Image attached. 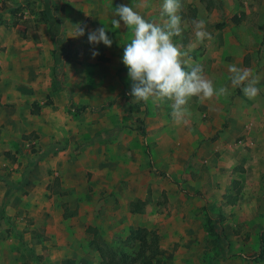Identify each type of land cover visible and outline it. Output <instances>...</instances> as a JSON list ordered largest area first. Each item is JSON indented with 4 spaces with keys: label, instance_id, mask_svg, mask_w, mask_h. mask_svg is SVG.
<instances>
[{
    "label": "rangeland",
    "instance_id": "rangeland-1",
    "mask_svg": "<svg viewBox=\"0 0 264 264\" xmlns=\"http://www.w3.org/2000/svg\"><path fill=\"white\" fill-rule=\"evenodd\" d=\"M57 1L64 4L61 20L72 23L68 26L71 51L62 76L65 89L54 85L44 63L40 75L42 84L48 81L47 87L41 83L25 87L27 106L40 104L44 116L32 114L33 119H41L39 128L28 129L22 133L27 137L20 136L14 148L10 146L6 155L3 152L8 164L0 167V185H20L21 198L16 203L29 201L25 209L17 206L8 215L4 208L9 198L1 199L3 247L11 249L16 258L21 256V264H60L66 256L78 264H98L101 252L133 254L135 244L126 240L129 232L146 227L159 235L163 264H264V260L247 258L256 252L258 235L264 230V177L251 159L260 144L256 139L253 145L246 144L248 128H232L228 121L233 96L241 88L221 78L212 81L217 90L225 87L228 94L203 103L193 97L188 104L192 113L189 125L177 126L171 101L131 103L132 81L122 57L132 32L122 21L120 28H114L115 17L110 14L126 4L146 20L163 24L167 19L161 15L163 0ZM223 2L217 0L211 14L204 3L181 0L183 32L173 37L182 51H188L191 63L203 66L208 79L207 65L215 60L214 51L230 46L231 41L249 45L253 55L260 57L258 26L264 25V0H239V6L231 7ZM0 3V54L17 38L25 46V55L32 51L26 64H34L38 42L45 45L50 37V23L41 20L42 0ZM142 4L147 7L139 6ZM193 7L197 11L192 17ZM234 12H244L239 25L231 21ZM69 14L77 17L71 19ZM194 20L205 22L210 40H196ZM78 25H86L83 36H75ZM98 27L106 28L111 47L89 43L88 33ZM94 50L99 53L95 58ZM2 65L23 73L14 63ZM69 99L76 107L106 105L100 111L87 108L77 114L67 108ZM259 120L263 122L264 115ZM143 126L154 167L145 153ZM256 132L262 137L264 129ZM176 181L191 194L200 190L208 210L222 215L216 230L224 239L220 241L204 226L203 199L186 195ZM139 198L146 205L141 212H132L129 203ZM4 259L7 264L11 258L8 254Z\"/></svg>",
    "mask_w": 264,
    "mask_h": 264
},
{
    "label": "crops",
    "instance_id": "crops-1",
    "mask_svg": "<svg viewBox=\"0 0 264 264\" xmlns=\"http://www.w3.org/2000/svg\"><path fill=\"white\" fill-rule=\"evenodd\" d=\"M54 3V16L59 18L61 30L64 32L65 36L68 38V54L66 58L63 59L62 64V71L59 75V84L60 86L55 84V81H53L54 85H56L61 90L65 89V85L62 82V76L64 71V65L67 61V58L69 56V53L71 51V43H70V33L68 31V26L72 25L70 23V20L66 18L64 22L62 19V13H64V9L62 8L64 6L63 3H60L57 0H52ZM108 1V0H107ZM204 3L203 7L206 10V12H212L216 10V4L217 0H197V2ZM223 6L226 4V6H234L233 4H236L239 6V0H223ZM43 2V8H44V0ZM106 2V0H105ZM230 3V4H229ZM1 4V3H0ZM228 6V7H229ZM57 7L61 8L58 10ZM213 10V11H212ZM244 10V9H243ZM196 8H192V17L196 14ZM111 15H114V13L110 12ZM181 17L185 16L184 12L179 13ZM241 15L242 20L239 23H234L232 21V17L234 15ZM3 15V10L0 8V18ZM108 15V14H107ZM106 15V16H107ZM146 16V15H145ZM69 18H75L77 17L76 14H69ZM244 12L235 13L231 16V21L235 25H239L241 22H243ZM53 26L55 24L51 23ZM216 25H218L216 23ZM260 26H263V24L258 26V29L260 31L261 37L257 43V53H259L260 57L258 55H253L252 50L249 48V45L247 47H243L240 45L239 41H231L230 46H220L217 51H214V54L216 55V58L214 61H212L210 64L207 65V76H209V79L213 82H216V79H223L224 81L229 82V85L231 83V73L229 72V65H235L238 68H247L251 70L253 76L258 78V83L256 84L257 88L259 89V94L254 99H249L247 96L244 95L243 91L239 90L237 88V91L235 92L237 95L233 96L232 104L229 110L228 115V121L229 126L236 129H244L248 128L247 131V138L246 144L253 145L254 139H256V144H260V148L257 151V153L253 156L254 159L252 160V163L257 162V172H260L262 174L261 177H264V133L262 137H259V133H257V129H264V121H260L261 116L264 115V44L260 45V42L262 40V35L264 33V29L261 30ZM49 32L50 37L47 39V43L44 45L40 42H38V48L37 50H34V54L36 55V60L34 64H26L30 63V60L32 59V51L28 52V55H25V46H22V43L18 41L16 38L15 42L11 44H7V50L5 53L0 54V65L2 66L1 72H0V167L5 166L8 164V159L4 156L3 152L6 155L7 149L12 146L14 148L13 143L16 142V139L20 136L23 137L22 133H27L28 129H38L41 124V119L36 118L33 119L32 114H39L42 113V116H44V112H42L44 109L41 108L40 104L35 105L38 107V112H32L33 107L32 103L28 104L25 102L27 98H29V95H27L29 92L25 93V87H32V86H38L42 81V76L40 73L42 70V64L44 63L47 71L51 72L53 76V56H52V50L55 48V39L50 31L49 26ZM248 40L245 41L246 45ZM4 42H2L3 44ZM219 54V56L217 55ZM251 56V60H250ZM14 63L15 65H18L23 69V73L16 72L14 69L9 70L2 65V63ZM22 65V66H20ZM37 65V69L33 68ZM41 66V67H40ZM35 70V72H34ZM34 73L37 74V76H34ZM54 80V76H53ZM27 84V85H25ZM47 84H42L41 86L43 88H46ZM214 88H216L214 84ZM30 89V88H26ZM233 87H231L230 91L233 93ZM31 99V98H30ZM32 100V99H31ZM69 103H72V100L69 99L67 103V108L69 106ZM34 104V103H33ZM101 104H106L105 102ZM76 107V106H74ZM69 109V108H68ZM74 108L69 109L73 112ZM85 111V110H84ZM83 111V112H84ZM80 114V113H79ZM48 123H51L50 120ZM47 123V124H48ZM226 123V122H225ZM50 127H47L49 129ZM33 132V131H32ZM261 142H258L260 141ZM254 161V162H253ZM42 165H40L39 169L42 171L41 168ZM11 169V167L6 168L7 172ZM2 173V170H0V174ZM255 177L257 176V173H255ZM15 184L12 186H5L0 185V201L1 199L5 198L4 193L5 191L10 188L11 193L8 196V202L6 204L5 213L10 215L12 212H14L17 209V206L21 209H25L28 206V202L25 199L20 201L19 203H16V201L21 198L20 193V186L18 189H14ZM24 191V190H22ZM0 210H1V202H0ZM9 239L12 240L11 237ZM3 241V233L0 232V264H4L5 257L8 256L11 259H8L7 264H21V256L19 258H16L17 256H14L15 253L11 249H6L3 247L2 244ZM71 257V256H69ZM73 258V257H72ZM75 259V258H74ZM61 262V260H60Z\"/></svg>",
    "mask_w": 264,
    "mask_h": 264
},
{
    "label": "clouds",
    "instance_id": "clouds-1",
    "mask_svg": "<svg viewBox=\"0 0 264 264\" xmlns=\"http://www.w3.org/2000/svg\"><path fill=\"white\" fill-rule=\"evenodd\" d=\"M139 6L147 7V4ZM182 7L181 0H163L161 15L167 19L159 24L146 20L133 7L120 4L115 8V18L112 20L114 28H120L122 21L132 32L131 41L126 44L122 57L132 81L129 93L133 97L131 103H147L151 99L153 104H158L169 100L172 102L171 116L177 126L189 125L192 113L188 104L193 97L203 103L214 96L219 98L228 94L225 87L214 88L213 82L204 75L203 66L191 63L188 51H182L181 46L173 42V37L182 36V18L179 14ZM193 25L198 42L212 38L205 30L203 20H194ZM85 27L78 25L75 36H83ZM88 41L112 46L105 27L89 32ZM97 55L99 53L94 50L92 57ZM228 70L233 87H240L249 99L259 94L256 87L258 78L253 76L251 70L235 65H229Z\"/></svg>",
    "mask_w": 264,
    "mask_h": 264
},
{
    "label": "trees",
    "instance_id": "trees-1",
    "mask_svg": "<svg viewBox=\"0 0 264 264\" xmlns=\"http://www.w3.org/2000/svg\"><path fill=\"white\" fill-rule=\"evenodd\" d=\"M204 1V0H203ZM207 2L210 0H206ZM44 8L41 12V20L44 22L50 23V31L55 39V48L52 50V56H53V76L55 84L60 86L59 84V75L62 71V64L63 59L66 58L68 54V38L65 36L64 32L61 30V25L59 18L54 16V3L52 0H44ZM242 20L241 15H234L232 17V21L234 23H239ZM55 24L54 26L51 24ZM260 29L263 30L264 27L260 26ZM264 44V33L262 35V40L260 42V45ZM145 104V102L141 101ZM109 103H113V100ZM106 104H100L97 106H90V105H81L79 107H74L71 103H69L68 108H74L73 112L79 114L82 113L85 109L90 108L91 111H100L104 108ZM32 112L36 113L38 112V107L35 106V108L32 110ZM143 125H145L144 120L141 122ZM225 125V124H224ZM140 133L143 136V138H146V130L144 126L140 129ZM23 137H27L26 135H23ZM145 153L147 157L149 158V165L151 167H154L153 160H152V150L145 139ZM156 171L160 174H165V171L159 170L156 168ZM180 191L185 193L186 195H194L199 196L203 199L202 204V210L205 214V224L207 231L211 234H215L220 241L225 238V235H220L217 233L216 230V224H219L222 220L221 214H214L211 213L208 210V201L207 198L204 196V194L200 190H195L192 194L188 192L184 187L181 186V181L175 182ZM20 186L15 185L14 189H18ZM11 188V187H10ZM10 188H8L5 193V199L8 198V196L11 193ZM146 205V200L143 199H136L132 200L129 203L130 210L132 212H141ZM3 215V209L0 210V218ZM127 241L131 242L132 244H135L136 249L134 248L133 254L128 253L126 251H105L100 253V260L98 261V264H163L162 258H161V250L159 247V235L155 232H152L146 227H136L130 230L129 235L126 239ZM133 244V245H134ZM247 258L253 260V261H260L264 260V230H262L258 235V248L255 253L248 255ZM60 264H78L77 261L69 256L63 257L61 259Z\"/></svg>",
    "mask_w": 264,
    "mask_h": 264
}]
</instances>
